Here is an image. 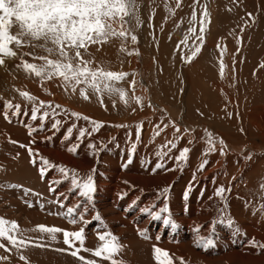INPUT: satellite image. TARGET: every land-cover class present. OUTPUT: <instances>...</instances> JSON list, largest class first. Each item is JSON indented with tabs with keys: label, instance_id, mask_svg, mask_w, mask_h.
<instances>
[{
	"label": "rangeland",
	"instance_id": "obj_1",
	"mask_svg": "<svg viewBox=\"0 0 264 264\" xmlns=\"http://www.w3.org/2000/svg\"><path fill=\"white\" fill-rule=\"evenodd\" d=\"M138 3V13L142 20V26L135 33L138 36V43L133 45L129 39L126 46L129 50L136 49L139 55L121 52V41L115 38L103 45H92L88 52L84 53L85 59H93L96 64H102L109 70L137 73L135 79L138 84L135 92L129 84L133 79L131 75L117 85L125 90L124 99H121L119 94L105 93L100 96L89 89L87 93L89 99L86 100L80 95L79 88L76 92H72L70 88L65 90L62 81L57 78L42 84L40 78L26 73L22 67H17L20 60L15 57L5 58V65L0 66V218L16 222L20 229L17 233L18 238L22 236L28 241L27 246L19 250L12 248L10 253L0 248V257H8L7 260H0V264H25V261L20 259L21 255L26 258L27 264H83L68 252L59 251L67 247L63 243L62 233H57L56 240H52L48 233L37 230L39 225L64 229L65 225L69 224L68 219L63 216L69 205L61 208L56 203H50L58 197L49 191V185L52 180L63 179L59 172L60 167L70 170V174L71 170H74L81 178L92 175L95 183L97 180L108 179V174L110 175L115 167L111 161L103 163L101 158L104 154L112 157L114 153L123 149L130 150L133 163L135 155L139 154L141 159L144 157L145 161H148V165L146 170L142 169L141 179L125 180L126 185L129 186L120 192V195L135 196V201L138 205H142L141 208L144 205L150 207L152 203H158L159 207L162 206L163 200L157 202V192L165 187L170 188L168 201L170 213L161 214V219L158 221L143 215L142 217L149 221V226H145L146 231L151 233L155 230V234L163 237L165 235L176 237L179 230L175 231L176 233L173 231L172 234L171 224L162 226L164 217L171 218L176 224V229L181 224L179 219L175 220L178 213L179 215H182V212L186 213L187 219L190 220L192 216H198L184 211H190L195 201H198V204L201 202L198 211L201 214L205 212L206 216L209 215L213 222H216L214 228L221 225L226 229H233L242 237L246 236L250 246L253 240L264 243L263 234L257 233L258 228L254 227L255 234H253L241 227L244 224L251 230L255 225L260 226L258 219L264 214L261 213L264 212V67L260 66L264 64V0H200L196 6L197 34L200 12L204 5H207L211 22L205 25L207 31L201 46L202 52L190 63H185L182 59V55L189 54L188 49L184 45H180V49H177V44L187 34L193 0H181L180 16L175 21L176 30L172 34L165 33L164 29L161 30L162 15L172 17L173 12L177 11L174 8L176 0H138ZM248 13L253 14L254 21L249 19ZM241 28L245 33L242 42L238 37L243 33ZM11 31L15 34L18 26L13 25ZM208 35L213 39L211 46ZM222 40L226 41L227 47L220 46ZM193 41L194 36L190 37L189 45H192ZM195 43L200 42L195 41ZM12 47L18 56L24 52H32L37 56L47 55L42 48L28 46L16 48L15 45ZM24 59L30 63H42L28 56ZM221 60L225 65L223 76L220 74ZM233 75L234 81L230 80ZM236 75L240 76L236 77ZM219 79L221 83L225 82L222 85L226 86L228 91L231 90L233 96L231 95L230 98L229 94L222 96L217 87L213 88L210 85L211 82ZM21 92L34 96L35 101L27 100L20 95ZM137 96L142 98L143 107L141 103L136 102ZM5 102L20 105L21 115L14 116L10 113V121L6 120L3 115ZM40 102L60 106L55 109L57 113L55 119L62 121L58 128L52 127L54 119L51 115L42 127L40 120L33 121L30 118L33 105L39 107ZM43 111L44 109H41V112ZM72 112L102 122V126L92 132V125L83 119L76 120L70 115ZM170 122H175L180 128L179 133ZM157 124L164 129L159 136L154 135ZM73 125L75 128L69 138L67 130ZM138 125H142L143 128L139 139ZM165 125L168 126L165 128ZM81 128L88 129L90 135L79 138L78 133ZM241 128L244 129L243 132L240 131ZM185 129L189 131L185 132ZM208 133H211L215 141L214 145H211L215 151L204 155L210 147ZM177 136L180 137L179 140L175 139ZM221 139L225 145L224 155H221ZM170 140L177 143V148L163 158L165 167L150 170V161H153L156 151ZM21 144L26 147H20ZM77 144L79 147L75 153L69 151ZM89 144L96 147L89 148ZM184 147L190 149L189 159L186 163L177 166L175 160L169 159V156L174 158ZM27 148L39 154L35 157L37 164L41 159H45L54 166L48 172L55 171L57 175H54V179L48 177L41 179L38 168L30 162ZM57 151L63 154V157L56 155ZM163 151L168 152V149L164 148ZM72 156L78 160V167L68 163V159H72ZM216 156L222 159L221 162ZM205 159L209 163L198 174L195 165L201 164ZM126 164L125 172H132L128 166L130 164ZM86 167L90 170H84ZM215 168H218L217 178L208 179L206 186L201 185L200 177L204 172H210ZM190 184L193 190L189 200L185 201L183 194L186 186ZM221 185L226 189L223 200L215 196L216 189ZM96 193L95 191L94 199ZM63 197L60 196L59 199L64 201ZM94 199L92 204H95ZM230 202L249 208L256 215L257 220L250 222V217H246L247 219L242 217V223L237 224L233 218ZM41 204L44 205L43 209L40 207ZM158 207L154 211L158 210ZM50 213H61V215ZM97 215L100 217L99 221L103 222L104 219L99 211L91 220L84 218V221L90 223L74 225L79 229L81 227L85 229L86 239L83 248L95 249L101 243L97 234L91 233L99 222L95 219ZM229 220L233 222L232 227L228 226ZM218 232L217 229L212 230L211 236L215 239ZM145 233L142 232V243H135L136 245L121 244L125 240L123 237L129 233L118 237L122 247L113 259L121 264H157L154 260L153 247L159 244L151 239H145L144 237L149 235ZM137 235L140 236L139 233ZM229 236L230 234L227 233L226 237ZM212 242L211 247L218 249L216 241L212 240ZM0 243L11 247L7 240L0 239ZM37 243L47 246H33ZM246 244L243 242L242 247H239V250L243 249L241 264H264V252L252 246L246 247ZM76 246L80 247L78 242ZM79 255L86 260L96 261V264H110L109 260L97 258L90 251L81 250ZM170 257L174 264H181V259ZM183 260L185 264H194Z\"/></svg>",
	"mask_w": 264,
	"mask_h": 264
},
{
	"label": "snow or ice",
	"instance_id": "obj_2",
	"mask_svg": "<svg viewBox=\"0 0 264 264\" xmlns=\"http://www.w3.org/2000/svg\"><path fill=\"white\" fill-rule=\"evenodd\" d=\"M199 3L200 0H193V11L188 21L189 27L187 29V34H185L184 38L177 44V49H180V45H184V47L188 49L189 54L182 55V59L185 63H190L201 52V46L204 43L205 33L207 31L205 25L211 22L207 5H204L200 12L199 33L197 34V29L195 27L197 22L196 6ZM180 5L181 0H176V8H179ZM138 9V0H0V66L5 65V58L15 57L20 60L17 67H22L26 73L33 74L40 78L42 84L45 81L57 78L62 81L65 90L70 88L72 92H76L77 88H79L80 95L86 100L89 99L87 94L89 89L100 96L105 93L108 95L119 94L120 98L124 99L126 92L117 85L125 81L127 77L131 75L133 79L129 84L133 92H135L138 84V81L135 79L137 73L109 70L102 64H96L93 59H85L84 53H87L89 47L92 45H103L115 38L121 41V52H126L128 55H139L136 49L129 50L126 46L129 39L133 45L138 43V36L135 33L137 29L142 26V20L139 16ZM170 11L172 10L170 9ZM247 15L249 19L254 21L252 13H248ZM13 25L18 26V31L15 34L11 31ZM243 30L244 29L241 28V32H243ZM192 36H194V41L192 45H189L188 42ZM34 41L37 43H33ZM40 41L43 43H39ZM195 41H199L200 43L197 44ZM13 45H15L16 48L25 46L42 48L47 55L37 56L32 52H24L18 56V53L13 50ZM49 45H51V47H49ZM217 48L220 49V46L217 45ZM222 51L221 49V52ZM25 56L30 57L32 60H40L42 63H30L24 59ZM52 56L57 58L53 59L51 58ZM260 66L264 67V64ZM224 68L225 65L221 60V76L224 75ZM81 85L83 87H80ZM141 87H143V85H141ZM20 95L29 101H35L36 99L27 92H21ZM135 99L137 103H141V97L137 96ZM102 102L101 100V103ZM59 107V105L54 106L51 103L45 104L44 102H40L39 107L34 104L30 118L33 121L40 120L42 127L51 115L54 119L52 127L54 129L58 128L62 121L55 119L57 115L55 109ZM141 107H143L142 103ZM41 109H44V111L41 112ZM49 109H51V111H49ZM10 113L14 116H20L21 106L12 104L11 102H5L3 105V115L6 120L10 121ZM70 115L76 120L83 119L91 124L92 132L97 131L102 126V122L91 120L87 116H81L75 112L70 113ZM200 115H203V113H200ZM229 116H231V113H229ZM170 123L175 128V131L179 133L180 128L175 125V122ZM167 126L168 125H165L164 127L166 128ZM118 127L125 126L118 125ZM73 128H75V125L67 130L69 138H71ZM163 130L160 124L155 125L154 135L159 136ZM142 131V125H138V139L142 135ZM187 131H189V129H185V132ZM240 131L243 132L244 129L241 128ZM29 134L31 135V129ZM78 134L81 139L86 135H90L86 128L79 129ZM175 139L179 140L180 137L177 136ZM11 142L18 143L16 141ZM214 143L215 141L211 133H208V144L210 147L208 152L204 153V155L215 151L214 147H211ZM220 144L221 155H224L225 145L222 139ZM19 146L22 148L26 147L23 144ZM78 147L79 145L77 144L71 147L69 151L75 153ZM88 147L94 149L96 145L89 144ZM164 148H167L168 152L163 151ZM176 148L177 143L172 140L162 145L161 149L157 150L155 153L159 162H157L154 167L156 169L164 168L165 162L163 158L168 156V153ZM27 151L30 155V162L34 167L38 168L41 179H46L48 172L51 171L54 166L50 165L49 161L45 159H41L39 164H37L35 157L39 154L33 153L31 148H27ZM189 153V147H184L179 151L177 156L174 158L169 156V159H174L176 165L179 166L188 161ZM247 158L250 159V157ZM128 163L130 164L132 161L129 160ZM208 163L209 161L205 159L200 164L199 170L203 171ZM59 172L63 179L52 180L49 185V191L55 193L58 198L54 201H50V203H56L59 207L65 208L66 200L62 201L59 199V197L64 194L58 193L57 188L66 181H69L71 185L69 192H75L87 203L93 202L96 186L92 175L81 178L74 170H71L70 174V170L64 167H60ZM192 190L191 184L186 186V190L183 194V199L185 201L189 200ZM225 191V187L221 185L216 189L215 196L223 200ZM169 194L170 188L168 187H165L162 191H158L156 200L157 202L163 200L162 206L158 207V203H152L150 207L145 206L140 208L141 213L150 216L153 221L160 220L161 214H169ZM121 198H123V196ZM87 203L84 204L83 207L79 203L75 206H67L63 216L67 218L68 222L72 225H76L77 223H84L86 225L90 223V221H84V217L88 212ZM136 204L137 201H134L130 207H135ZM29 206L31 207L32 205L29 203ZM40 207L43 209L44 205L41 204ZM157 207L158 210L154 211ZM50 214L57 216L61 215V213ZM95 219L99 221L100 217L97 215ZM163 223L166 226L171 224L173 228L176 227V224L172 222L171 218H165ZM221 223H223V221H221ZM228 226H233L231 220L228 221ZM37 230L41 233H48L52 240H56L57 233H62L63 243L67 247L59 251L68 252L71 256L81 260L83 264H96V261L86 260L83 256H80L79 253L81 250L90 251L92 255L97 258L109 260L110 264H121V262L113 259V256L119 253L122 246L119 243L118 237L110 231H98L97 236L101 243L95 249H86L83 248L86 239L84 227H81L77 231H68L55 226L49 227L46 225H39L37 226ZM19 231V225L16 222L0 218V239L7 240L8 244L11 245V247H7L4 243H0V248L10 253L12 248L19 250L21 247L27 246L28 241L25 238L22 236L18 238L17 233ZM238 231L237 229V232ZM77 242L80 247L76 246ZM212 244L213 242L211 240H207L205 243H198L196 246L203 247L206 250L209 246H212ZM33 246L46 247L47 245L37 243ZM251 246L264 252V243L253 240ZM153 253L154 260L157 264H174L167 250L154 246ZM7 259V256L0 257V260ZM20 259L24 260L25 264H27V260L23 255L20 256ZM181 264H185L182 257Z\"/></svg>",
	"mask_w": 264,
	"mask_h": 264
},
{
	"label": "bare ground",
	"instance_id": "obj_3",
	"mask_svg": "<svg viewBox=\"0 0 264 264\" xmlns=\"http://www.w3.org/2000/svg\"><path fill=\"white\" fill-rule=\"evenodd\" d=\"M174 8L177 11L173 12V15L171 18L165 17L164 14L162 15L163 16L162 30L164 29L165 33L172 34L176 30V26L174 24L176 23L175 21H177L178 16H180V13H179L180 10L179 8H176V7ZM244 34L245 33L243 32L238 36L240 39V42H242L241 40L244 39L243 38ZM208 39L211 40L209 41L210 42L209 46H211L213 42L211 35H208ZM224 45L227 47L226 41L224 40L220 41V46H224ZM237 76L238 75H236V77ZM230 80L234 81V75L232 76ZM222 84L223 83H221L219 79L218 81H214L213 83L211 82L210 85H212L213 88L214 86L217 87L219 94L222 93L221 94L222 96L225 94H229L228 97L230 98V96L232 95V93L230 92L231 90L228 91L226 86H223L225 82L223 85ZM58 152L59 151L55 152V154L57 153L56 155H58L59 154ZM59 155H60L59 156L60 158L63 157V154H59ZM140 157L141 156L139 154L135 155L134 163L133 162L130 163V165L133 164V166L128 165L131 168L132 172L126 173L125 172V169L127 166L126 163H128V161L131 160L132 158V154L130 150H127V149L120 150L114 153L112 157H110L107 154H104L102 156L101 160H103V163L105 161H111L115 168L111 171L110 175L108 174V179H101V180L96 181L95 184L97 186V190H96L97 193L94 199L95 204L87 203L83 201V198L79 197L75 192H68V194H66V192L69 191V188L71 186L69 181H66L60 184L59 187L57 188V192L64 194L62 196H64L63 200H66V205L68 204L69 206H75L79 203L83 207L84 204L87 203L88 212L84 217L86 219L91 220L94 217V215L96 213H99L100 211L104 221L103 222L99 221L96 227L94 226V230L91 232L92 235H95V233L97 234L98 231L102 232L105 230L114 232L116 234L115 236L117 237H120L124 233H129V235L123 237L125 238V240L121 242V244L124 246V245H133L135 243L136 244L142 243L141 232L143 233L146 232L145 234H149V235H146V237H144L145 239H151L154 241V243H158L159 248L167 250L170 256H174L177 259H181L182 257L183 259L193 262L194 264H197V263H200V264H241V261L243 258V249L239 250V247L240 248L242 247L243 242L247 243L245 245L246 247L250 246V244H248V241H247L248 239L245 238L246 236L242 237V235L237 234L236 231H234L233 229H226L221 225L220 226L217 225L214 228V225L216 224V222L215 221L213 222L212 218L209 215L206 216L205 212L201 214L198 211V207L200 206L201 202L200 204H198V201L197 202L195 201V205L191 208L190 211L184 210L185 212L195 213L196 215H198L195 217L192 216L191 220L187 219L186 216L188 215H186V213L182 212L181 213L182 215H179V213L178 215H176L175 220L179 219L181 221V224L179 227H177L176 229L172 227V230H171L172 234L175 231L176 232L178 230L180 231V232L178 231V235L176 237H172V235H169L168 237H166L165 235V237H163L160 234H155L154 233L155 230L151 231V233L146 231L145 226L147 227L149 226L148 225L149 221L142 217L144 215L140 211V208L142 205L136 204L135 207H130V205H132L133 202L135 201L136 197L129 195L127 197L121 198L122 195H120L121 194L120 192H122L123 190H126L129 186V185H126L125 180L136 181L138 179H141V174L143 171L142 169H145L147 167L148 161H145L146 159L144 157H142V159ZM216 158H218V156H216ZM157 160L158 158L157 156H155L153 158V161H150V170L155 169L154 163H156ZM217 160L221 162L222 159L218 158ZM77 161L78 160L76 159V157H73V156H72V159L71 158L68 159V163H72L74 167H78ZM199 166L200 164L195 165V168H196L195 170L198 172V174L202 172L199 170ZM84 170L88 171L90 170V168L86 167ZM217 170L218 168L217 169L215 168L210 172L209 171L207 173L204 172V174L200 177V184L203 186H206L208 183V179L217 178V175H218V173H216ZM54 172L48 173L47 177L54 179V175L55 176L57 175ZM145 173H147V171ZM221 173H219V175ZM201 185H199V187ZM230 204L232 205L233 218L237 222V224L242 223L241 222L242 217H245V218L250 217V222H255L257 220L256 215L252 213L249 210V208L247 209V207L239 206L236 202H230ZM145 206L146 205H144V207ZM254 211L257 212V210L255 209ZM261 213H264V212H261ZM261 215L262 216L258 219V224H260V226L255 225L250 230L248 226H245L244 224H242L241 226L243 227L242 229H245L248 232L253 233L255 229L254 227H256L260 230V231L258 230L257 233L259 234L261 233L264 236V214H261ZM164 218H168V217H164ZM49 222L50 221H48V224ZM80 224L81 223H77L76 225L80 226ZM162 224H163L162 225L163 227L166 226L164 225L163 221H162ZM64 229L77 231L79 230V227L70 225L69 223L65 225ZM214 229H217L219 231L218 236L215 239L213 238V236H211L212 230ZM161 230H163V228H161ZM137 233H139L140 236H138ZM227 233L230 234L228 238L226 237ZM253 234H255V232ZM88 237L92 238V236H88ZM207 240H211V241L215 240L217 245L219 246L218 249H214L211 246H209L205 250L203 247L196 246L198 243L203 244ZM147 264H150V263H147Z\"/></svg>",
	"mask_w": 264,
	"mask_h": 264
}]
</instances>
